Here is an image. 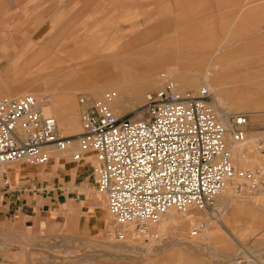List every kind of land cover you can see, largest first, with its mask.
I'll return each instance as SVG.
<instances>
[{
	"label": "rangeland",
	"instance_id": "obj_1",
	"mask_svg": "<svg viewBox=\"0 0 264 264\" xmlns=\"http://www.w3.org/2000/svg\"><path fill=\"white\" fill-rule=\"evenodd\" d=\"M23 1V38H27L38 26L52 29L50 34L47 33L49 29L38 33H44L42 39H47L46 45L35 49L36 52L39 50L40 60L37 58L33 64L27 62V67L35 68L48 60L60 59L66 71L71 68H79L84 73L90 71L92 79L88 85L56 91L54 87H46V78L40 76L35 86L29 84L27 88H16L10 95H0V100L32 95L43 99L38 101L41 106L49 107L50 102H55L65 111L69 104L62 96L61 99L57 96L69 93L68 96H74L72 103L80 121L83 112L80 98L87 96L92 100H102V96L109 92L103 94L100 90V85H103L101 77L105 72L100 68L104 64L111 66L108 74H115L119 66L126 63L129 66L126 69L133 75L142 76L147 72L151 76H166L157 87L146 90L147 95L159 90L166 79L175 82L180 79L173 73L169 74L167 70L172 67L181 66V70L189 74V80L195 79L196 74L208 72L216 74L214 79H218L219 75L223 78L222 106L231 112V122L237 115L246 114L248 119L244 143L233 142L230 133L225 138L234 166L240 170H254L263 164L264 153L258 151L257 140H264V86H261L264 83V0ZM164 1L169 11L178 13L159 14V7L164 8ZM165 19L166 24L162 22ZM135 25H145L146 30H130ZM213 34L221 39L220 43L226 40V46H194H208ZM124 42L131 45L124 46ZM79 48L101 51L90 55L88 60L86 53L73 54ZM221 67L224 72L218 71ZM20 80L15 78L14 81ZM176 85L182 93H195L205 87L202 84L197 89L182 91L179 83ZM85 89L90 91L75 92ZM147 95L143 100L124 95L116 116L140 118ZM249 111H258L259 114L247 113ZM237 146L242 151L241 157L246 159L243 163L235 157ZM73 151L66 152L64 156L69 162L77 163L72 159ZM47 165L27 162L6 165L10 171L21 166L42 169L43 176L27 175L11 179L10 188L20 201H13L10 210L6 205L0 208V264L262 263L264 228L258 217L264 214V189L250 198L239 195L233 186L229 187L232 194L230 207L221 212L217 207L219 198L216 202L224 225L215 222L217 217L209 212L193 209L188 213H179L172 210L171 215L167 214L159 225L152 228L151 235H157V239L151 236L134 239L127 234L125 239L120 240L114 236L115 228L108 213L107 201L97 192L94 177L91 174L87 179L83 174L66 175L61 168L48 173L53 161ZM84 193L88 195L84 197ZM57 194L60 195V204L50 202L52 195L56 197ZM83 197L88 200L89 206L84 210L81 208ZM97 198L100 204L95 206L101 208L95 209L93 205ZM247 205H252V209H247ZM236 206L240 209L233 212ZM95 210L105 216V229H95L91 223L93 215L94 219L98 218L95 217ZM203 222L209 223L208 228L192 236L193 230ZM109 223L111 226H107Z\"/></svg>",
	"mask_w": 264,
	"mask_h": 264
},
{
	"label": "built area",
	"instance_id": "obj_2",
	"mask_svg": "<svg viewBox=\"0 0 264 264\" xmlns=\"http://www.w3.org/2000/svg\"><path fill=\"white\" fill-rule=\"evenodd\" d=\"M114 96L80 98L82 130L74 137L63 136L32 95L1 99L0 167L21 162L45 166L53 149L69 152L76 142L74 161L87 153L96 158L98 193L107 201L114 236L120 240L127 234L157 239L151 230L170 210L209 212L220 221L216 200L228 184L250 198L264 189V161L254 170L234 166L225 140L228 131L212 107L208 88L182 94L166 79L148 94L138 119L116 116L109 107ZM232 121L233 142L244 143L247 117ZM257 143L264 153V140ZM205 230L201 223L191 235Z\"/></svg>",
	"mask_w": 264,
	"mask_h": 264
},
{
	"label": "bare ground",
	"instance_id": "obj_3",
	"mask_svg": "<svg viewBox=\"0 0 264 264\" xmlns=\"http://www.w3.org/2000/svg\"><path fill=\"white\" fill-rule=\"evenodd\" d=\"M123 44H124V46H130L131 45L130 43H127V42H124ZM194 46L205 47V48L208 47V46H204V45H194ZM80 49L81 48H79L78 51L76 50L75 53H73V54L77 55V53H79V54L86 53V55L88 56V60H90V58H89L90 55H92L93 53H98V51L99 52L101 51V50H94V49L91 50L88 48H86V50H80ZM75 60H77V59H75ZM63 65H64L63 62L60 61V59H59V61L58 60H48L47 63L40 65V71L41 72L38 74L35 73L36 74L35 78H29V79H26V81L28 82V84H32V86H35V83L38 82L37 78L42 76V77L46 78V80L44 81V83L46 84V87H51V88L54 87L56 91H58L59 88H63L64 89L63 91H65L67 89L71 90L73 86L88 85V83L92 79V75H91L92 73L90 71L87 73H84L83 72L84 70L81 71V69H79V68H77V70L71 68V70L66 71V68ZM117 65H118V63H117ZM82 67H84V66H82ZM110 67H111L110 64H104L101 66V68H100L101 71H105L101 77L102 82L101 81H96V82H99V83L101 82L103 85H100L99 83H96V82H95V84L100 85V90L102 91L103 94L109 91L108 93L111 92L115 95L109 101V107L115 113V115H117V108L120 104L119 102L123 98L124 95H127L128 97L134 98V100L135 99L143 100L144 97L147 95V94H145L146 90H150L152 88L157 87L161 83V80L163 81L166 78V76H163V75L159 76V77L151 76L147 72L143 73L142 76L133 75L129 72L130 70L126 69L129 67L126 65V63L125 64L122 63V65L119 66L120 69L118 71H116L115 74L114 73L108 74L107 71L110 69ZM87 69H89V67ZM167 71H170V73H169L170 75H171V73H173V74H175L174 75L175 77L180 78L179 80H176V82L179 83V85L182 88V91H184V90L185 91L186 90L191 91L192 89H197L198 86H200V85L202 86V84H204V86L206 88H208L211 93L214 94L216 110H215L214 103H212V107L214 108V111L216 112L219 121L224 125V127L226 128L228 133H230L232 135V139H233V123H232L233 121L231 122V115L232 114H231V112L226 111L222 106V103L224 102V98L222 96V90L225 87L223 78L222 77L220 78V75L217 74V75H219L218 79H214V76H216V74L212 75L211 73L207 72L205 74H196L194 76L195 79L189 80V78H188L189 74L187 73V71H182L181 66L172 67V68H170V70H167ZM218 71L224 72L223 67H221V69H218ZM222 72L220 74H223ZM173 82L176 83L175 81H173ZM177 88H178V86H177ZM178 90H179V88H178ZM83 91H85V93H86L90 90L85 89L82 91L78 90L75 92H76V94H79V93H82ZM179 92H180V90H179ZM180 93H182V92H180ZM64 94L66 95V93H64ZM68 94L66 96L63 94L57 96V98H59V99L64 98V101L69 104L68 110L62 111L60 107L56 106L55 102H50L49 107L41 106L39 102H38V105L42 109V111L44 112V114L46 116L50 115L49 117H52L56 120L58 127H60L61 133H63L62 134L63 136L72 137V136H76L77 134H79L81 132L82 123H81V115H80V121H79V117L77 115V113H78L77 109L72 103L74 96L70 97V96H68ZM182 94H184V93H182ZM36 97L37 96H35V98ZM105 97H106V95L102 96V99H104ZM7 98H10V97H7ZM12 98H14V97H12ZM75 98H76V96H75ZM87 98H89V97H87ZM89 99L92 100L91 98H89ZM36 100L42 101L43 99H40L38 97V98H36ZM247 113L259 114L258 111H249ZM244 115H246V114H244ZM246 138H247V132H246ZM249 142H250V140H249ZM76 147H77V145L74 144L73 149ZM69 152H67V153H69ZM65 153H60V152L54 150L51 153L52 154L51 155V161L60 163L62 161L61 157L63 158ZM241 153H242V151L240 149V146H237L235 149V157L239 163H243V161L246 160L244 157L243 158L241 157ZM92 155L93 154H91V153L84 154L82 159L78 163H76L77 165L80 166V170H83V168H82L83 164L92 162L91 160L94 158ZM95 163H96V168H97L98 164H97L96 160H95ZM4 166L6 168V165H4ZM21 167L25 168V166H21ZM59 167H61V166H59ZM29 168L32 169V167H29ZM231 186H233V188L235 190V186L233 184H228L226 186V188L224 189V191L221 193V195L218 197L219 201H218L217 207L220 208L221 212L226 211L230 207V204L232 202V194H231V191H229V189H228L229 187L231 188ZM98 202L100 204L99 199H98ZM216 202H217V200H216ZM172 213H173V211L170 210L168 214L171 215ZM169 219H171V218L169 217ZM219 220L220 221L217 220L215 222H217L221 225H224L222 223V220L221 219H219ZM189 223H191L190 220H189ZM203 223L205 224V228L207 229L209 223L208 222L207 223L203 222ZM188 244H189V242H188ZM191 244H193V243H191ZM259 264H264V257L262 258V263H259Z\"/></svg>",
	"mask_w": 264,
	"mask_h": 264
},
{
	"label": "crops",
	"instance_id": "obj_4",
	"mask_svg": "<svg viewBox=\"0 0 264 264\" xmlns=\"http://www.w3.org/2000/svg\"><path fill=\"white\" fill-rule=\"evenodd\" d=\"M164 8L159 7L160 11L159 14L167 15V14H176L178 12L169 11L167 7V2L164 1ZM23 10H24V1L23 0H0V95H10L11 93H14V89L16 88H27L29 86L28 82L22 81L29 78H35V75L40 73V66H36L35 68H29L27 67V62L34 63L37 58L38 60L40 57L39 50L38 52L35 51L36 48H41L42 45H46V40H43L42 37H44V33L38 34L40 30H47V33H52L51 27L49 26H41V27H35V31L32 32L28 37L23 38V30H24V18H23ZM164 10V11H163ZM35 17L32 18V22L35 24ZM51 18L48 19L47 23L49 24ZM55 21V19H54ZM53 21V22H54ZM64 21V20H63ZM163 23H167V19L162 21ZM47 24V25H48ZM60 29L59 31H61ZM130 30H146L145 25H135L130 28ZM217 34L211 35V38L208 41V47H225L227 41L224 39V43H220L219 41L221 39H218L216 36ZM206 38V37H205ZM42 39V40H41ZM204 38H200L202 40ZM207 39V40H208ZM87 45V44H86ZM228 45V44H227ZM48 47V46H46ZM45 48V47H42ZM33 50V52H31ZM47 54V53H45ZM34 69V71H32ZM17 73H19L17 77ZM36 73V74H35ZM15 78L21 79V82L14 81ZM8 80H12L9 82ZM17 82V84H15ZM264 86V83L261 85ZM30 87V86H29ZM76 144L74 142L72 144V151H73V145ZM77 145V144H76ZM75 151V150H74ZM73 151V152H74ZM94 159H92L90 163H85L82 165L83 170H80V166L76 163L69 162L68 160L61 157L62 161L60 163L54 162L53 165L49 166V172H53L55 169L61 168L66 175L70 176H77L80 174L84 175V178L87 179L90 174L94 177V182L97 189V183L95 178V170H96V163H95V156L92 155ZM73 159V157H72ZM64 161V162H63ZM74 161V159H73ZM79 162V161H75ZM97 162V161H96ZM24 163V162H21ZM64 164V165H62ZM66 165V166H65ZM92 167H91V166ZM48 166V165H47ZM61 166V167H59ZM89 167V168H88ZM86 169V170H85ZM68 172V173H67ZM43 176V170L38 168H32L30 169L28 166H25V168L22 167H16L13 171L8 170L5 168V166L0 167V184L2 183V186L0 185V208L5 205L7 206L8 210H10V207L12 206V202L20 201V197L13 194V191L11 190V179L13 178H21L23 176ZM6 181L8 182L6 184ZM88 195L87 193H84V197ZM83 197V201L81 204V208L84 210L85 208L89 207L87 205L88 200ZM50 202L52 203H58L60 204L61 199L60 195L57 194L56 197L52 195ZM264 202V201H263ZM99 204L98 199L94 202V208L98 209L101 208L100 206H95V204ZM246 206V205H245ZM264 207V203L262 205ZM252 205H247V209H252ZM237 209H240V206H236L233 209V212H238ZM103 211V210H102ZM95 213H97V210H95ZM99 214V213H97ZM96 214L94 219V215L91 217V223L94 225L95 229L101 230L102 228L105 229L104 221L105 216H102V214L99 216ZM88 213L86 214V217ZM104 220V221H103ZM258 222L263 225L264 228V214L261 217H258ZM107 226H111L110 223ZM262 237H264V230L262 232Z\"/></svg>",
	"mask_w": 264,
	"mask_h": 264
}]
</instances>
